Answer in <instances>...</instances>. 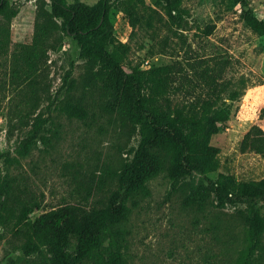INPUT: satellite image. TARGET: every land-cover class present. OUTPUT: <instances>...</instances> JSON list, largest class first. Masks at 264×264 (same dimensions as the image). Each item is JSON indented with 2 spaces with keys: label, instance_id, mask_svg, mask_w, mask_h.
<instances>
[{
  "label": "rangeland",
  "instance_id": "374dc122",
  "mask_svg": "<svg viewBox=\"0 0 264 264\" xmlns=\"http://www.w3.org/2000/svg\"><path fill=\"white\" fill-rule=\"evenodd\" d=\"M81 1L95 5L99 0ZM250 1L264 20V0ZM10 2L17 15H0V177L23 198L43 201L32 220L68 203L103 207L119 188L123 165L134 158L139 127L108 109L101 82L80 57L77 42L48 15L49 0ZM181 2L180 11L170 16L166 2L113 0L116 45L110 51L126 69L173 65L179 78L192 81L209 69L242 90L231 102L229 128L215 134L211 145L220 149V172L239 182L260 180L264 159L241 145L253 126L264 130V36L247 26L243 9L231 0ZM42 26L48 33L37 66L27 75L21 52ZM175 97L184 100L182 94ZM69 103L85 108L87 119L64 113ZM38 116L46 120L41 135L50 142L37 140L22 158L17 148ZM200 181L195 172L173 188L162 172L149 182V196L129 202L132 210L118 237L125 264H237L247 238L242 207L216 208L212 198L203 208L189 205L186 199ZM262 241L256 264H264ZM22 244L12 226L0 227V264H50L48 248L28 256ZM74 255L73 241L66 264Z\"/></svg>",
  "mask_w": 264,
  "mask_h": 264
},
{
  "label": "trees",
  "instance_id": "16d2710c",
  "mask_svg": "<svg viewBox=\"0 0 264 264\" xmlns=\"http://www.w3.org/2000/svg\"><path fill=\"white\" fill-rule=\"evenodd\" d=\"M152 1L155 5L166 2L170 16L173 10L181 9L182 0ZM231 1L243 9L247 26L264 36V20L256 15L251 1ZM48 5V15L60 22V29L77 42L80 57L92 66L108 98V109L139 127V146L134 158L123 165L119 188L103 207L68 203L32 220L31 215L43 201L34 196L23 198L0 177V227L14 228L28 256L48 248L50 264H66L73 241L72 264H125L118 237L132 210L129 202L137 196H149V182L162 172L167 173L173 188L197 172L201 181L186 202L203 208L212 198L216 208L242 207L247 238L237 264H256L264 240V178L239 182L233 175L220 172V149L211 145L215 134L229 128L231 102L240 98L242 90L221 81L209 69L202 70L196 81L179 78L173 65L126 69L110 51L116 45L111 20L113 0H99L95 5L81 0H49ZM0 15L8 19L17 15L10 0H0ZM47 33L42 26L33 44L21 52L27 75L37 66ZM178 94L183 95V102L176 101ZM62 111L83 121L88 117L86 109L77 104L69 103ZM45 121L41 116L36 118L28 138L17 148L18 156H28L37 147V140L49 144L50 138L41 135ZM241 146L244 152H254L264 159V130L253 126Z\"/></svg>",
  "mask_w": 264,
  "mask_h": 264
}]
</instances>
